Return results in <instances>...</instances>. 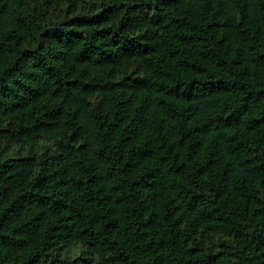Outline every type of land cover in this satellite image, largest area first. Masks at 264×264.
<instances>
[{
  "label": "trees",
  "instance_id": "16d2710c",
  "mask_svg": "<svg viewBox=\"0 0 264 264\" xmlns=\"http://www.w3.org/2000/svg\"><path fill=\"white\" fill-rule=\"evenodd\" d=\"M0 264H264V0H0Z\"/></svg>",
  "mask_w": 264,
  "mask_h": 264
},
{
  "label": "rangeland",
  "instance_id": "374dc122",
  "mask_svg": "<svg viewBox=\"0 0 264 264\" xmlns=\"http://www.w3.org/2000/svg\"><path fill=\"white\" fill-rule=\"evenodd\" d=\"M7 152L10 154V156H15L18 153L23 152V149H21L19 146H13L11 148H8ZM81 252H84V247H82L81 245H72L66 253L70 256H73L80 255Z\"/></svg>",
  "mask_w": 264,
  "mask_h": 264
}]
</instances>
